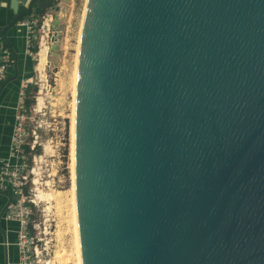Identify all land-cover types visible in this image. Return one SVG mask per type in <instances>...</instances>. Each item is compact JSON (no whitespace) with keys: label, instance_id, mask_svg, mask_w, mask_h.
Wrapping results in <instances>:
<instances>
[{"label":"water","instance_id":"water-1","mask_svg":"<svg viewBox=\"0 0 264 264\" xmlns=\"http://www.w3.org/2000/svg\"><path fill=\"white\" fill-rule=\"evenodd\" d=\"M75 140L83 264H264V0H87Z\"/></svg>","mask_w":264,"mask_h":264},{"label":"rangeland","instance_id":"rangeland-1","mask_svg":"<svg viewBox=\"0 0 264 264\" xmlns=\"http://www.w3.org/2000/svg\"><path fill=\"white\" fill-rule=\"evenodd\" d=\"M87 0H55L43 13L37 28L38 36L49 48L44 71L36 70L28 85L37 92L25 91L26 100L35 103L26 107L24 126L28 142H38L41 150L36 163L34 198V245L32 264H77L76 237L73 221L72 190V117L74 73L80 46ZM36 13V12H35ZM18 82V80H17ZM31 95V96H30ZM34 178V177H32ZM52 194L55 198L49 199ZM45 200V201H44Z\"/></svg>","mask_w":264,"mask_h":264},{"label":"built area","instance_id":"built-area-1","mask_svg":"<svg viewBox=\"0 0 264 264\" xmlns=\"http://www.w3.org/2000/svg\"><path fill=\"white\" fill-rule=\"evenodd\" d=\"M42 18L44 17L31 15L16 24V28L25 33V53L32 61H37L41 49L42 37L38 36L37 28ZM13 67V53L0 34V88L9 78V71ZM27 82L29 81L24 79L20 84L8 156L0 158V215L18 224L15 245L18 248L19 264H32L31 259L36 251L33 248V229L36 228L32 205L35 204L33 196H36V189L31 188V185H35L36 163L41 157L37 152L38 142H28L30 136H26L22 117L26 112L25 91L27 93L29 87Z\"/></svg>","mask_w":264,"mask_h":264},{"label":"crops","instance_id":"crops-1","mask_svg":"<svg viewBox=\"0 0 264 264\" xmlns=\"http://www.w3.org/2000/svg\"><path fill=\"white\" fill-rule=\"evenodd\" d=\"M23 10L25 9L20 8V11ZM8 14L10 19L5 17ZM32 15L39 16L35 12ZM12 16V12L6 10L5 0H0V26L9 24ZM7 36L13 51L19 56L18 66L20 76L23 79L20 80L19 78L18 82L8 85L0 95V158H7L8 156L10 139L14 131L19 88L21 81L26 79L25 77L30 73L29 62L31 61L25 53L24 31L15 27L7 32ZM13 72L10 70L8 77L12 76ZM17 230L18 224L16 222L8 221L2 217L0 221V264H19L18 248L15 245Z\"/></svg>","mask_w":264,"mask_h":264},{"label":"bare ground","instance_id":"bare-ground-1","mask_svg":"<svg viewBox=\"0 0 264 264\" xmlns=\"http://www.w3.org/2000/svg\"><path fill=\"white\" fill-rule=\"evenodd\" d=\"M87 6V2H86ZM85 13H86V7H85ZM85 17V14H84ZM84 23V20H83ZM83 28V26H82ZM82 34V33H81ZM81 43V39H80ZM79 52H80V46H79ZM79 52L77 57V65L76 70L74 73V102H73V117H72V127H71V137H72V146H71V156H72V190H73V221H74V229H75V237H76V250H77V256H78V263L77 264H83L82 260V248H81V240H80V230H79V218H78V209H77V195H76V103H77V84H78V66H79ZM49 54V48L44 44V42H41V49L38 56V61L36 65V70L39 72L44 71V66L47 61ZM49 199H53L55 197L52 194H49L47 196ZM36 198L39 201H42L41 198L42 195L39 194ZM45 201V200H44Z\"/></svg>","mask_w":264,"mask_h":264},{"label":"trees","instance_id":"trees-1","mask_svg":"<svg viewBox=\"0 0 264 264\" xmlns=\"http://www.w3.org/2000/svg\"><path fill=\"white\" fill-rule=\"evenodd\" d=\"M38 14H39V16H42L43 15L42 12L41 13H38ZM29 67H30V70H29L30 73H28L27 77H25L27 80H29V78L31 76V73H33L34 63L32 62V60L29 62ZM29 87H30V94L34 96V94L37 92V89H38L37 86H35V85H29ZM34 103H35V97L28 99L27 102H26V107L30 108L31 105H33ZM27 149H29V147H27ZM40 150H41V148L40 147H37V152L38 153L40 152Z\"/></svg>","mask_w":264,"mask_h":264},{"label":"flooded vegetation","instance_id":"flooded-vegetation-1","mask_svg":"<svg viewBox=\"0 0 264 264\" xmlns=\"http://www.w3.org/2000/svg\"><path fill=\"white\" fill-rule=\"evenodd\" d=\"M21 79H23V78H22V77H20V80H21ZM14 83H16V81H15Z\"/></svg>","mask_w":264,"mask_h":264}]
</instances>
